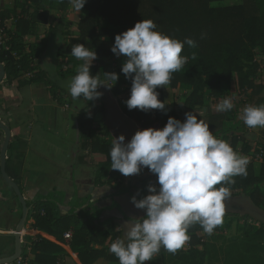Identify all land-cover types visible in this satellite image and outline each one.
<instances>
[{"label":"trees","instance_id":"obj_1","mask_svg":"<svg viewBox=\"0 0 264 264\" xmlns=\"http://www.w3.org/2000/svg\"><path fill=\"white\" fill-rule=\"evenodd\" d=\"M35 4V12H39V6L46 0H26ZM50 2L56 0H49ZM60 9L70 4L69 0H58ZM226 0H86L84 8L88 11L76 25L74 32L76 36L69 39L66 52L71 53V48L79 43L84 44L90 50L97 53V64L91 66V72L101 81L103 78L113 82L111 90L115 96L125 95L126 100L130 96L131 79H126L121 69L105 68L101 62L105 58L114 60L124 58L117 57L111 47L115 36L133 27L137 21L151 19L157 25V30L172 38L184 41L190 37L196 41V47L185 44L182 56L187 57V63L177 72L173 73L169 86L177 88L181 86L189 93L185 95L182 104L172 110L142 111L140 109L129 110L126 103L122 104V112L132 119L140 129L147 127L163 128L168 118L175 117L184 120L182 111L197 112L198 118L204 120L213 134L230 143L237 152V145L242 140L247 141L251 136L248 128L237 117L241 112V103L250 105H264V69L263 65L255 58V50L260 51L264 57V0H241V3L229 6L214 7L212 3ZM29 8V7H28ZM24 9V15H13L10 11L0 13V28L4 26V18H13V29L10 32L9 49L0 47V62L4 63L6 69L5 83L11 86L17 83L19 86L37 81L41 74L36 72L37 65L33 59H37L42 51L36 45L27 44L25 38L34 35L37 31V20L29 9ZM107 24L105 25L104 22ZM11 30V29H10ZM9 30V31H10ZM14 51L19 58H16ZM33 76L26 78L27 73ZM119 74V79L114 82L109 74ZM77 72L72 71L74 77ZM235 82L236 93L244 98L236 102L235 107L227 112H214L212 103L223 98ZM51 82L46 81L49 86ZM50 87L53 97L56 92ZM158 99L165 103L164 92L157 88ZM166 104V103H165ZM92 106L91 101L78 114V129L81 135V149L87 151V156L97 154L100 157L93 163L96 167L95 185H110L115 188L113 195L121 194L132 185H125V176L119 171L111 169L110 150L115 139L106 120V108L104 104L94 107L92 112L88 109ZM100 132V134L98 133ZM0 147L3 142V132L0 130ZM249 147L247 146L246 149ZM10 143L7 152V173L19 185L20 173L16 175L15 167L11 165L15 157L24 161V153L17 151ZM86 162L85 158H80ZM148 172H150L147 169ZM0 178L2 179L1 172ZM234 183H225L229 191L241 189L242 193L252 201L256 207L264 204V192L261 186L264 184V160L259 172L253 164L247 165V176L233 177ZM4 184L12 188L3 180ZM156 183V176L151 172L141 178L136 188L139 190V199L148 194L147 186ZM220 187V185H217ZM62 193L58 191L51 194L46 200H38L28 203L31 207L29 218L35 220V224L43 232L54 236L58 241L63 240L65 232L73 230L70 247L79 255L82 264H94L98 258L103 256V250H96L93 242L106 243L116 237L113 232H101L96 228L100 224V218L105 208L91 202L89 205L77 212L78 208L88 201V197L77 202L75 199L69 202V211L63 214L61 206L63 200L56 198ZM16 199L19 201L18 197ZM21 205V204H20ZM28 218V219H29ZM220 230V225L216 227ZM199 224L189 228L190 248L178 255V264H207L206 258L211 253L212 245L205 244L199 236L202 232ZM257 236L248 246L250 252H264V223H261L256 231ZM97 237H100L98 239ZM111 237V238H110ZM110 239V240H109ZM260 239V241H258ZM31 241L30 252H24L23 260L29 264H58L60 258H66L67 264H73L71 257L65 249L43 237ZM46 246L50 249L47 250ZM165 249L161 248L160 252ZM169 253V252H168ZM171 256L174 254L170 253ZM114 257V254H112ZM176 255V256H177ZM230 259L240 263L243 254L229 255ZM175 264V263H174Z\"/></svg>","mask_w":264,"mask_h":264},{"label":"clouds","instance_id":"obj_2","mask_svg":"<svg viewBox=\"0 0 264 264\" xmlns=\"http://www.w3.org/2000/svg\"><path fill=\"white\" fill-rule=\"evenodd\" d=\"M79 13L86 0H69ZM185 44L196 47V41L172 38L157 30L151 19H142L115 36L111 51L124 58L122 73L131 79V91L125 101L129 110H166L156 89L170 84L173 73L186 63L182 56ZM71 55L83 63L68 83L73 100L93 101L102 93V83L92 74L91 66L97 53L79 43ZM109 78L116 82L119 74ZM235 107L226 97L215 105V111L227 112ZM181 121L169 117L163 128L138 129L130 140L121 134L112 142L111 169L124 176L136 175L147 168L155 174L156 183L147 186L148 194L132 203L144 215L132 217L122 226L124 236L111 242L109 251L119 264H145L154 260L164 248L175 254L190 239L188 230L199 224L211 235L223 223L224 201L230 196L225 183L233 177L247 176L249 158L237 153L229 142L217 138L198 114L188 112ZM249 129L264 128V105H246L240 115ZM220 185V187H217Z\"/></svg>","mask_w":264,"mask_h":264},{"label":"crops","instance_id":"obj_3","mask_svg":"<svg viewBox=\"0 0 264 264\" xmlns=\"http://www.w3.org/2000/svg\"><path fill=\"white\" fill-rule=\"evenodd\" d=\"M46 22L43 20L38 23L47 26ZM76 35L77 33L74 34V36ZM59 45V37L57 36L50 41L49 47L43 50L36 59V72L41 74L37 81L21 86L13 83L11 86L5 87L4 90H2L3 83L0 85V120L8 124L12 130L11 142L16 147L13 155H16L17 151L23 152L25 155L22 166L15 157L12 159L11 165L15 167L16 175L19 173L21 175L19 186L27 203L40 199L46 200L51 194L58 191L63 194V196L56 195V198L64 202V205L61 206L63 214L68 213L69 202L74 199L79 202L86 197H88V201L81 208H78L77 212H80L91 202L105 208L100 218L101 223L96 224V228L101 232L109 231L117 235L112 241L104 244L101 242L92 243L96 250H103L102 252H104L102 257L94 261V264H119L117 257H111L113 255L109 251V247L115 239L124 236L122 224L125 221L145 214L144 210L134 206L131 198L135 196L139 199L140 194L135 193V184L143 178L141 175L147 168L142 169L139 174L125 176V185L131 184L132 187L121 194L113 195L115 188L110 185L101 187L95 185L96 167L93 163L100 156L93 154L85 157L87 151L81 149V135L77 123L79 112L87 104L83 103L81 99L73 100L67 87L72 78L70 72H78L82 61L67 52L64 56H60ZM94 61V64H97V60ZM46 81L51 82L49 86L46 85ZM52 86L54 87L52 90L56 92V97L52 96L50 90ZM161 88L168 110L179 107L184 101L185 95L189 93L183 88L182 98L174 106L173 102L171 104L168 100L167 90ZM181 89L179 86L173 90ZM12 99H15L16 105L12 107L11 112L8 108L14 102ZM72 102L75 112L68 115L63 114L61 111L71 109ZM101 104L105 105L106 120L114 137L123 134L127 141L140 129L117 105L113 104L109 94L104 96L103 101L96 103V105ZM94 107L93 104L88 111L92 112ZM194 113L198 114L197 112ZM185 114L186 112L183 110L184 119L186 118ZM82 157L85 158L86 162L80 160ZM146 174L151 175V172ZM91 187H93L92 190ZM20 204L14 191H11L4 184L3 178H0V258L11 256L15 251L16 227L22 213ZM75 228L76 225H73L69 231L73 232ZM204 235V232H199V236L202 238ZM38 237H43L62 246L71 257L73 264H82L79 255L73 252L70 247L71 239L67 240L63 235V240L58 241L54 236L40 230L33 218L27 219L22 231V257L11 264H29L23 260L24 252H30L32 248V243L27 238L35 240ZM97 238L100 239V237ZM189 248L190 245L187 241L177 252L182 253ZM46 249L49 250L50 248L46 246ZM176 255L171 256L165 250L160 252L154 260L145 261V264H178L179 258ZM62 259L64 264H67L66 258Z\"/></svg>","mask_w":264,"mask_h":264},{"label":"rangeland","instance_id":"obj_4","mask_svg":"<svg viewBox=\"0 0 264 264\" xmlns=\"http://www.w3.org/2000/svg\"><path fill=\"white\" fill-rule=\"evenodd\" d=\"M241 3V0H226V1H217L212 3L214 7L219 6H229V5H235ZM60 3L58 0L50 2L49 0L44 1V3H41L39 6V12L35 9L37 6L32 3H28L26 0H0V13L4 11H10L13 13V15H24L25 12L24 9L28 8L30 14H34L37 22H41L43 20H46L47 26L37 24V31L34 35H29L25 38V42L27 44L31 43L33 45H36L37 48H41L45 50L49 47L50 41L59 37V55H63L66 53V48L69 42L70 37L74 36L76 32H74L76 25L83 19L85 16H87L88 11L83 7L79 13H77L73 6L71 4L67 5L65 8L60 9L59 7ZM4 26L2 27L4 30L1 31L0 28V47H4L5 49H9V40H10V32L13 29V18H4ZM105 25V21H103ZM75 26V27H74ZM11 29V30H10ZM10 30V31H9ZM40 44H42L40 46ZM40 53V55H41ZM14 55L16 58H19V55L17 52L14 51ZM39 55V56H40ZM65 58V57H64ZM255 58L258 62H260L262 65H264V57L260 51L255 50ZM34 60V64H37V60ZM95 61H93L92 65ZM83 63V62H82ZM124 61L122 59L120 60H114L110 58H105L102 60L101 64L105 68H117L122 66ZM80 65V64H79ZM63 70V69H62ZM32 76V73H27L26 78H30ZM102 83L106 84H113V82L106 80L103 78L101 80ZM3 89L5 87H8V84L5 83V79L3 82ZM167 90L168 92V100L174 106L177 105V101H180L182 98L183 88L178 91H174L173 88H171L169 85L167 87L160 86L158 88ZM163 90V89H162ZM236 87L235 82L232 83L228 94L223 97L215 100L212 103V109L215 111V105L221 101L222 99L226 97H230L233 100V103L236 104L239 100H242L244 97L241 95H237L236 93ZM98 91L102 93L100 96V99H95L92 102V105L94 104L95 107L99 106L96 105L97 102L103 101L104 96L109 94L112 97L113 104L118 106L121 110L122 104H125L126 97L124 94L120 96H115L111 90V88H108L106 86L101 85L98 88ZM233 91V92H232ZM264 94V91H263ZM83 103L87 104V101L82 99ZM14 101L11 104V107L8 109L12 112V107H14L15 99H12ZM166 103V102H165ZM71 109H68L67 111L62 110L61 112L63 114H72L75 112L74 103H71ZM246 105H250L249 103H241V112L238 115V119H240V115L242 114V110ZM16 107V106H15ZM90 109V108H89ZM249 132H253L254 135L248 136V139L246 142L240 141L237 145V153L242 154L244 156H247L249 158V163L253 164L256 172H259V169L261 167L262 161L258 159V153L253 151V145L256 142L255 140V134L260 133V129H249ZM100 134V132H98ZM247 146L249 147L248 149ZM148 173L147 169L144 171V173L141 175V177L146 176ZM263 192H264V184L261 186ZM230 196L226 198L227 200H238L242 202V204L246 207V210L244 211H234V210H225V214L223 216V223L220 225V230L214 232L211 235H208L205 233L203 236L205 244L212 245L211 253L207 256L206 261L207 264H264V252L258 251V252H250L247 250V246L255 240V237L257 236V229L261 225V223H264V204L261 207H256L250 199H248L241 191V189L229 191ZM135 193L139 194V190L135 188ZM142 210V209H141ZM203 232V231H202ZM260 241V239H258ZM239 252L243 254V259L239 263L234 262V260L230 259L229 255L236 254L238 255Z\"/></svg>","mask_w":264,"mask_h":264},{"label":"water","instance_id":"obj_5","mask_svg":"<svg viewBox=\"0 0 264 264\" xmlns=\"http://www.w3.org/2000/svg\"><path fill=\"white\" fill-rule=\"evenodd\" d=\"M6 78V69L4 63L0 62V85L4 82ZM0 130L4 134L3 142L0 147V172L3 180L12 188L15 195L18 197L21 206H22V213L21 218L18 222L16 227L15 233V251L11 256L0 258V264H11L22 257V242H21V235L22 231L25 227L26 221L28 219L30 213V207L28 206L27 200L23 196L22 190L20 186L10 177L7 173V152L11 143L12 139V130L8 126V124L4 123L0 120ZM93 187H91V190ZM225 209H231L234 211H244L246 207L238 202L232 203H224Z\"/></svg>","mask_w":264,"mask_h":264},{"label":"built area","instance_id":"obj_6","mask_svg":"<svg viewBox=\"0 0 264 264\" xmlns=\"http://www.w3.org/2000/svg\"><path fill=\"white\" fill-rule=\"evenodd\" d=\"M3 30L4 29L1 28L2 32H3ZM263 69H264V65H263ZM259 129H260V133L255 134L256 142L254 143L255 145H253V151L258 153V159L263 162V160H264V128H259ZM250 134L254 135L253 132H250ZM72 235H73L72 231H67L64 233V237L67 240L72 239ZM59 264H64V261L62 258H61V260H59Z\"/></svg>","mask_w":264,"mask_h":264},{"label":"flooded vegetation","instance_id":"obj_7","mask_svg":"<svg viewBox=\"0 0 264 264\" xmlns=\"http://www.w3.org/2000/svg\"><path fill=\"white\" fill-rule=\"evenodd\" d=\"M232 202H238V203H241L242 204V202H240L238 200H227V199H225V201H224V203H229V204L232 203ZM225 210H227V212H229V210H231V209H225Z\"/></svg>","mask_w":264,"mask_h":264}]
</instances>
